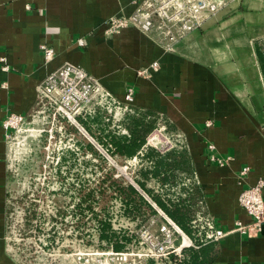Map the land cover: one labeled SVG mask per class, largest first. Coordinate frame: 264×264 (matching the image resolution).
Here are the masks:
<instances>
[{"label": "crops", "instance_id": "0c3cea01", "mask_svg": "<svg viewBox=\"0 0 264 264\" xmlns=\"http://www.w3.org/2000/svg\"><path fill=\"white\" fill-rule=\"evenodd\" d=\"M217 1L220 9L167 51L160 36L134 27L105 36L106 21L132 14L134 0H0V264H18L6 238L10 145L2 123L7 113H31L36 87L64 62L120 100L132 88L134 108L182 137L205 210L226 233L201 248L205 264H264V226L255 227L238 201L264 181V0ZM44 42L55 51L50 61ZM153 61L159 68L150 78L137 75ZM211 154L227 163L218 166Z\"/></svg>", "mask_w": 264, "mask_h": 264}, {"label": "rangeland", "instance_id": "374dc122", "mask_svg": "<svg viewBox=\"0 0 264 264\" xmlns=\"http://www.w3.org/2000/svg\"><path fill=\"white\" fill-rule=\"evenodd\" d=\"M131 113L118 116L112 122L111 119L106 120V113L98 111L96 116L79 118L78 123L84 130L60 118L52 120L47 113L35 114L36 117L28 118V125L14 134L9 143L6 238L10 255L18 264H119L114 255L106 254L110 249L116 251L110 242L99 237L98 221H107L111 228L114 225L116 235L129 238L127 243L119 241L124 249L134 239H140L151 219L156 221V225L164 221L160 211L168 217L152 201L151 195L174 202L187 198L194 178L179 180V177L174 185H162L156 179L147 178L144 183L150 195L137 184L144 180L140 172L149 168L148 160L142 156L144 150L150 148L157 155L181 149L174 144L177 134L170 133L160 117L158 120L147 119L152 129L137 156L130 159L110 157L106 152L112 161L103 156L100 149H104L97 138L103 134L104 128L115 135H127L125 125L133 115ZM80 120L88 122L90 130ZM80 144H90L104 159L91 154V151L80 152ZM107 176H112L122 186H133L154 208L155 214L144 206L141 215H127L116 194L108 191L102 195L97 190L93 196L92 211L86 208V203L79 209L76 204L82 194L99 185L106 189L108 182L102 183L101 180ZM199 208L198 204L193 211L190 234L173 221L194 246L183 249L180 257H172V262L176 259L177 264L183 263L188 249L198 251L210 244L203 236L196 237L192 228L191 221ZM130 222L134 223L132 227H126ZM156 225L149 230L156 232ZM128 229L133 233L129 234Z\"/></svg>", "mask_w": 264, "mask_h": 264}, {"label": "built area", "instance_id": "2783aa9c", "mask_svg": "<svg viewBox=\"0 0 264 264\" xmlns=\"http://www.w3.org/2000/svg\"><path fill=\"white\" fill-rule=\"evenodd\" d=\"M134 3L136 9L129 16H114L106 21L105 36L111 37L122 29L134 27L143 33H155L160 36L167 51H173L179 39L199 29L204 21L221 7V3L217 0H134ZM76 43L82 47L83 38L77 39ZM39 49L46 61L54 58V49L45 42L39 44ZM158 68L159 62L153 61L149 66L137 71V75L150 78ZM3 69L7 70L6 67ZM133 102L132 88L127 89L123 99L120 100L82 67L64 62L48 73L36 87L35 108L31 113L28 115L6 114L2 123L4 138L7 143H10L14 134L28 125V118L36 117L35 114L47 113L52 120L60 118L70 125L81 128L78 123L79 118L93 117L100 111L108 115L107 121L111 119L113 122V119L118 116L122 117L127 112L131 113ZM206 125L209 126L210 123L207 122ZM174 141L175 146L183 148L180 135H176ZM208 149L213 151V145H208ZM100 150L107 160L112 161L105 150ZM209 160L218 166L227 163V159L213 154L209 156ZM247 172L248 168L244 167L240 171V177ZM194 179L198 184L196 176ZM263 187L264 181L259 179L254 185L243 189L238 198L240 206L253 219L254 226L258 229L264 226ZM199 207V212L191 221L194 234L196 237L203 236L207 243L218 242L226 233L215 227L212 218L205 210L204 202H200ZM159 214L162 215L163 222L156 225V221L151 219L140 239L137 241L134 239L122 251L114 252L110 249L106 254L114 255L119 264H177L176 259L172 262V257H180L183 249L193 247L194 244L172 220L161 211ZM132 224L134 223H127L126 227L131 228ZM152 225H156V232L149 230ZM126 227L123 228L127 229ZM111 229L116 230L114 225ZM128 230L129 234L133 233L132 230ZM237 230L245 233L247 227L237 223Z\"/></svg>", "mask_w": 264, "mask_h": 264}, {"label": "trees", "instance_id": "16d2710c", "mask_svg": "<svg viewBox=\"0 0 264 264\" xmlns=\"http://www.w3.org/2000/svg\"><path fill=\"white\" fill-rule=\"evenodd\" d=\"M264 72V66H263ZM128 118V122L125 125L127 129V135H115L113 132L106 130L104 127L103 134L97 138L101 147L106 150L108 155L121 156L124 158H133L137 156L138 152L145 145V137L151 131L152 126L147 119L156 118L159 116L146 114L134 107H132V113ZM80 123L86 125L90 130L91 126L88 122L80 120ZM78 149L80 152L85 153V150L91 151V154L96 155L103 160V156L96 153L90 144H80ZM186 149L175 148L171 149L163 154H155V152L147 148L143 152V157L148 160L149 168L146 171H141L140 174L144 178L143 181H138L139 187L150 195L149 190L145 188V179L153 178L160 182L162 185H174L177 180L193 179L194 171L189 169L187 164V156L185 154ZM111 157V156H110ZM178 178V179H177ZM177 179V180H176ZM194 180V179H193ZM102 183L108 182L106 189L102 185H99L96 189H90L88 193L82 194L79 198V203L76 206L80 209L83 203H86V208L92 211V201L96 190L104 195L106 192L116 194L123 203L125 213L127 215L135 216L142 214V207H146L151 213L155 214L154 208L140 195V193L131 185L122 186L118 180L113 179L112 176H107L101 180ZM199 185L196 181H193L191 189L186 199L174 201H164L160 196L151 195L152 201L172 220L174 221L184 232L191 233L190 220L192 219L193 211L200 202L203 201V197L198 191ZM82 211V210H81ZM100 226L99 237L106 242H110L115 251L123 249V244L119 241L127 243L128 237L116 235L110 224L107 221H98ZM120 238V239H119ZM203 247V246H202ZM201 249L195 251L194 249H188L186 251L187 256L185 261L180 264H205L206 259L202 257ZM201 257V258H200Z\"/></svg>", "mask_w": 264, "mask_h": 264}]
</instances>
